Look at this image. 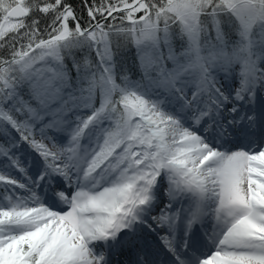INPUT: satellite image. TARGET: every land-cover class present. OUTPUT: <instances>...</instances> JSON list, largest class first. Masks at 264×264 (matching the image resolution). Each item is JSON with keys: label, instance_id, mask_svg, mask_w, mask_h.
Segmentation results:
<instances>
[{"label": "snow or ice", "instance_id": "snow-or-ice-1", "mask_svg": "<svg viewBox=\"0 0 264 264\" xmlns=\"http://www.w3.org/2000/svg\"><path fill=\"white\" fill-rule=\"evenodd\" d=\"M0 264H264V0H0Z\"/></svg>", "mask_w": 264, "mask_h": 264}]
</instances>
